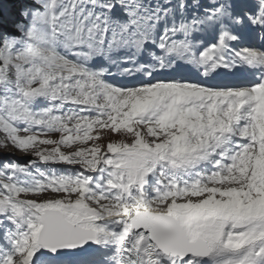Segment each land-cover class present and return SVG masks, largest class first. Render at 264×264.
Masks as SVG:
<instances>
[{
  "label": "snow or ice",
  "instance_id": "obj_1",
  "mask_svg": "<svg viewBox=\"0 0 264 264\" xmlns=\"http://www.w3.org/2000/svg\"><path fill=\"white\" fill-rule=\"evenodd\" d=\"M0 147V264H264V0H0Z\"/></svg>",
  "mask_w": 264,
  "mask_h": 264
},
{
  "label": "rangeland",
  "instance_id": "obj_2",
  "mask_svg": "<svg viewBox=\"0 0 264 264\" xmlns=\"http://www.w3.org/2000/svg\"><path fill=\"white\" fill-rule=\"evenodd\" d=\"M113 138H118L117 136H113ZM14 150L10 147H0V159L1 157H6V156H10L11 153L13 152ZM15 157L16 158H22V154L19 153V152H15Z\"/></svg>",
  "mask_w": 264,
  "mask_h": 264
}]
</instances>
